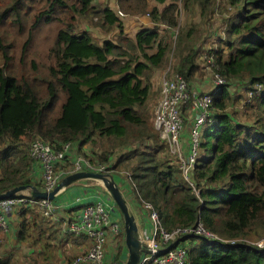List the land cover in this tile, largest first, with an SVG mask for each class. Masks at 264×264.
I'll return each mask as SVG.
<instances>
[{
  "label": "trees",
  "instance_id": "trees-1",
  "mask_svg": "<svg viewBox=\"0 0 264 264\" xmlns=\"http://www.w3.org/2000/svg\"><path fill=\"white\" fill-rule=\"evenodd\" d=\"M178 1L154 0L152 6L150 0H117L124 15L149 13L153 25L141 26L132 37L124 33L117 11L96 8V0H0V145L7 143L0 150V193L19 185L38 187L28 178L32 161L21 141L29 144L40 136L57 148L72 142L85 154L80 148L100 139L106 146L91 155L96 162L109 164L112 152L122 148L109 170L119 174L120 165L129 173L127 203L138 211L140 202L151 205L168 231L200 221L219 237L192 244L188 264H264V245L256 244L264 237V0H180L183 12L197 8L203 20L218 6L227 16L228 53L210 52L228 83L213 96V123L202 131L190 176L201 203L174 155L165 156L168 146L146 111L152 72L171 54L177 57L175 71L189 83L200 74L193 40L198 26L179 27ZM87 16L97 18L92 22L104 34L118 28V35L100 40L79 31L78 20ZM160 23L172 28L171 36ZM238 83L252 93L250 125L226 111L229 85ZM184 119L190 128L189 115ZM59 228L35 213L22 220L18 235L21 240L33 232L31 244L40 248L44 264L58 246L91 245L83 236H59ZM0 264L12 261L0 258Z\"/></svg>",
  "mask_w": 264,
  "mask_h": 264
},
{
  "label": "built area",
  "instance_id": "built-area-1",
  "mask_svg": "<svg viewBox=\"0 0 264 264\" xmlns=\"http://www.w3.org/2000/svg\"><path fill=\"white\" fill-rule=\"evenodd\" d=\"M178 4L179 11H181L180 0ZM117 14L120 17L124 16L120 11ZM146 16L149 17V13H146ZM159 25L163 29H170L164 24L160 23ZM205 58L208 63L206 67L211 68L213 72V90L211 92L193 90L189 82L175 71L177 61L175 59L174 63L166 65L162 71L158 102L152 118L153 129H156L160 137L164 139L169 151L176 158L178 168L193 186V193L196 195H198V190L190 176L193 175L200 156L202 131L207 124L213 122L214 94L228 83L225 77L218 72V65L213 53L208 51ZM256 88L261 89L260 86ZM246 93L250 99L252 93L250 91H246ZM184 111L191 118L186 149L183 147L182 136L185 129ZM77 149V145L72 142H65L60 148H57L55 144L40 136L35 137L29 143L27 153L32 161L31 171L38 169L40 174V187H37L39 190L49 193L56 188L61 179L77 172H95L107 177L112 176V171L109 170L111 165L96 162L91 159V155L79 153ZM119 174L129 182L128 172L122 171ZM85 180L97 179L85 178ZM113 180L116 183V180ZM101 194L94 202L83 204L76 217L70 221L59 214L63 204H58L50 198H37L31 194L30 190H22L11 196L0 198V231L7 233L9 223L15 217L23 220L28 219L32 213H38L50 224L60 223L62 235L83 236L91 241V245L75 257L73 264H118L115 260L109 259L107 238L110 236L112 240L119 241L118 235L123 232V224L121 221L112 219L111 213L115 204L109 194L103 195L102 192ZM197 198L201 203L199 195ZM72 200L81 203L82 197L75 196ZM139 205L140 209L145 212L152 228L150 235L140 239L145 251L137 264H188V248L192 244L198 243L201 238L219 239L215 233L205 229L200 221L193 227H177L168 231L160 225L157 214L151 205L143 202H140ZM193 238H196L197 241ZM256 244L262 247L264 241H258Z\"/></svg>",
  "mask_w": 264,
  "mask_h": 264
},
{
  "label": "rangeland",
  "instance_id": "rangeland-1",
  "mask_svg": "<svg viewBox=\"0 0 264 264\" xmlns=\"http://www.w3.org/2000/svg\"><path fill=\"white\" fill-rule=\"evenodd\" d=\"M218 3H220V0H218ZM183 10L184 9L181 5V11H179V23H178L179 27L181 29H184V28H189L191 26H194V27L198 26L197 30L194 31L193 40L195 42L196 49H198V57H197L196 61L199 65V68H201V69H200V74L196 75L194 78V81L189 83V84H190V86L192 83L196 84L195 85L196 88H199V86H202L203 92L212 91L213 90V72H212L211 68L206 67V65L208 63L206 61L205 55L208 51L209 52L215 51L217 49L223 50L222 51L223 53H226V54L228 53L227 45H225L226 37L224 34V31H225L224 19H227V16L221 15V13L219 12L220 11L219 6H218L217 10L210 12L208 17L205 20H203L201 18H195L194 19L193 15L198 14L197 8H193V11H195V13H193V12L189 13V18H184L185 14L188 15V13L183 12ZM227 15H229V14H227ZM96 19H97L96 17H93V19L91 20L88 16L84 17V19H79L78 20V27H77L78 30L79 31L80 30L81 31L87 30L96 36L99 35L100 40H102L105 37H110L112 39L115 38L114 37L115 34L113 36L112 35L109 36V34H106V35L103 34L101 36L100 35L101 31H100L99 27L95 26L92 22V21H95ZM86 24L88 26H86ZM93 28L96 32L93 31ZM210 32H211V34H210ZM170 36H171V34H170ZM208 39L213 40L214 43H209ZM172 56L177 58L174 54ZM200 57H202V59H200ZM0 62H2V61H0ZM172 63H174V61H167V63L162 67V71L166 65L172 64ZM162 71H161V73H159L160 75L162 74ZM205 86H209V87L205 89ZM231 86H232V88H230L231 99L227 100V102H226L227 103L226 111L236 121H238L240 123L241 122L246 123L249 125L252 124L253 120H254V115H255V108H254V102L250 101V99L247 96L246 86H243L239 83L235 84V85H231ZM191 88L193 89L192 86H191ZM197 91H199V90H197ZM154 98H155L154 99L155 102H154V100H152L148 104V107L146 108L148 121L151 125H152V118H153V113H154L155 107L153 108L151 115H150L149 110L153 106V102L154 103L157 102L158 95L156 93H155ZM183 115L186 119L188 118L187 112L184 111ZM150 117H151V119H150ZM187 126H189V124H187ZM155 131H157V130L155 129ZM161 140L164 143V139L161 138ZM2 145L3 144L0 145V150L2 148H4L7 145V143L3 146ZM105 146H106V142H104L100 139H97L95 144L94 143H88V146L86 147V149H87V151H90L89 155H93V153H99L101 150H103V148ZM20 147H21V149H23V151L25 149L27 152L29 144L25 140H23L20 142ZM121 149L122 148H117L112 152L111 156L109 157V159H110L109 165L114 164V162L116 161L115 159L117 158V156H119ZM164 153H165V156L167 158L169 155L172 154L169 151L168 147H167V151H166V149L164 150ZM132 162L134 164V161H131V164H132ZM115 170L122 173V171H120V170H122L120 165L116 166ZM123 171L126 172L125 170H123ZM112 173H113V171H112ZM61 180H60V182H61ZM98 181L100 183H102V181H100V180H98ZM85 182H87V183L92 182L91 186L94 185L95 187L99 188V186H97L95 184L96 183L95 180H86ZM106 194L108 195L107 191H106ZM125 194H126V192H125ZM131 204L132 203H130V205ZM132 209H133V212L135 213L136 210L134 209V206H132ZM1 234L2 233L0 232V257H4V258L5 257H11L10 260L12 261V264H27L28 262L32 263V261L39 262V263H47L43 259L42 254L37 253V254H34L32 256L27 254L28 250L30 249L29 246L31 245V242L34 239L33 238L34 237L33 232H32V234L24 235V238H22L21 240L19 239V235L17 234V232L13 233L14 234L13 239H15V243L18 242L19 240L22 243L18 248H17L15 243L14 244L10 243V245L8 247L4 248L2 245L1 239L5 240V238ZM17 235H18V237H17ZM112 241H113V245H118V243H119V241H117V240H112ZM196 241H197V239H196ZM250 241H252V239H250ZM258 241H264V237L258 239ZM51 249L52 248H50L48 254L45 253V255H51ZM85 249H86L85 245L78 246V244L74 245L71 243H69L65 246H58L57 249H55V253H53V255L50 257L49 263L50 264H72L74 258L78 254H80L82 251H84ZM63 253H65V254H63ZM63 255L65 256V258H63ZM63 261L65 263H62Z\"/></svg>",
  "mask_w": 264,
  "mask_h": 264
},
{
  "label": "crops",
  "instance_id": "crops-1",
  "mask_svg": "<svg viewBox=\"0 0 264 264\" xmlns=\"http://www.w3.org/2000/svg\"><path fill=\"white\" fill-rule=\"evenodd\" d=\"M151 5L154 6L156 5V3L154 2V0H150ZM94 5L96 6V8H104V7H110L113 11H117L118 12V6H117V0H96V2L94 3ZM194 19L195 18H201L198 14L193 15ZM123 31L125 34H128L130 36H134L135 33L137 32V30L141 27V26H148L153 24L151 22V20L149 19V17L146 16V14L144 16H129V15H124L123 17ZM184 18H189V13L188 15L185 14ZM186 22V21H185ZM195 23V22H194ZM86 26H88L86 24ZM93 31L96 32L93 28ZM101 31V30H100ZM171 35H172V29L167 30ZM119 30L118 28H115L110 34L111 35H118ZM104 33L101 31L100 35L102 36ZM164 31H160V36H164ZM106 35V34H104ZM97 37L99 38V35H97ZM104 39H108V37L103 38ZM209 43H214L213 40L208 39ZM175 57L172 56V54L169 56L168 61H175ZM162 68H157L154 69L152 72V75L150 77V82H151V88H150V96L147 102V107L148 104L154 100L155 98V93L158 95V89H159V83H160V78L161 75L159 73H161ZM198 75V74H197ZM196 84L192 83L191 86L193 87V90H199L201 92L202 91V86H199V88L195 87ZM235 85V84H234ZM209 86H205V89L208 88ZM230 86H229V91H230ZM211 92V91H210ZM155 102V100H154ZM153 102V106L150 108L149 112L150 115L152 113L153 108H156L157 102L154 103ZM156 104V105H155ZM155 110V109H154ZM151 119V117H150ZM188 132H189V126L186 125L182 136H183V147L186 149L187 148V138H188ZM185 137V138H184ZM88 146V144H85L83 147L80 148V151L84 152L85 154H89L90 151H87L86 147ZM120 155V153H119ZM28 178L32 181L38 184V187H40V174H39V170L35 169V171H30V173L28 174ZM113 179L116 180V183L118 184L119 189L121 190L122 193H124V191H128L126 189H128V187L130 186L129 182L126 179H123L122 175L115 173L112 176ZM85 179H80V180H76L72 183H70L69 185H67L66 187L61 188L58 191L57 196L54 198L55 202L58 204H63V207H61L59 214L65 216L69 221L73 220L76 215L79 213V207L82 206V204H86V203H90V202H94L95 199L99 198V194H101V192L104 194H106V190L104 188V186L98 181H96V185L99 186V188L91 186L92 182L87 183L85 182ZM119 184H121V186H119ZM101 188V189H100ZM99 195V196H98ZM102 195V194H101ZM75 196H79L82 197V202L78 203V202H74L72 199ZM106 196V195H105ZM130 203L133 204L132 201L128 202V206L130 211L135 214V220L138 226V238L139 240L141 239V237H147L148 235L151 234V223L148 222L146 215L144 214V211H138L137 209L136 212H133L132 206L130 205ZM115 208V207H114ZM112 210V219L115 221H122L121 220V214L119 212V210L117 209V207ZM140 212V213H139ZM35 213H32L30 215V217L27 220H31L32 219V215H34ZM38 214V213H36ZM39 215V214H38ZM44 219V218H43ZM22 219L21 218H14L12 221H10L9 223V231L7 233H3L1 232L3 235V237L5 238V240L1 239L2 245L3 247H8L10 245V243L14 244L15 243V239H13V233L17 232V234L20 232V225H21ZM58 235L60 236L61 232H60V228L58 230ZM62 235V234H61ZM18 237V235H17ZM74 238V237H72ZM81 239V238H80ZM79 239V242H80ZM34 240V239H33ZM119 241L120 244L118 245H113L112 243V238L110 237V240H108L107 242V252H108V256L109 259H113L115 260L118 264H125L127 257H128V251L127 248L125 246V242H124V234L122 236V233H120L119 236ZM32 243V242H31ZM53 245H56L57 242H51ZM17 248L22 244L20 242V240L18 242L15 243ZM71 244H76V242H72ZM58 245V244H57ZM82 245V244H81ZM78 245V246H81ZM65 246V245H63ZM30 249L28 250L27 254H29L30 256L34 255V254H41L40 252V248L38 246H33L32 244L29 246ZM57 249V248H56ZM45 253V252H44ZM65 254V253H63ZM43 255V253H42ZM75 257V256H74ZM0 258H4V257H0ZM11 258V257H10ZM63 258H65V256L63 255ZM75 259V258H74ZM74 261V260H73ZM34 261H32L33 263ZM30 262H28L27 264H29ZM39 263V262H37ZM62 263H65L64 261ZM31 264V263H30ZM42 264V263H39ZM44 264V263H43ZM73 264V262H72Z\"/></svg>",
  "mask_w": 264,
  "mask_h": 264
},
{
  "label": "water",
  "instance_id": "water-1",
  "mask_svg": "<svg viewBox=\"0 0 264 264\" xmlns=\"http://www.w3.org/2000/svg\"><path fill=\"white\" fill-rule=\"evenodd\" d=\"M85 178H94L102 181L105 190L107 191V193L109 194L121 214V220L124 229V242L128 251V257L125 264H137L140 260L142 253L145 250L142 247L141 241L138 238V226L135 220V216L130 211L127 200L124 198L123 193L113 180L112 176L107 177L101 173L95 172H77L63 178L61 182L56 186V188L50 191L49 193L41 191L33 185H19L13 187L12 189L4 193H0V198L11 196L22 190H30L31 194L37 198L54 199V195L59 189L66 187L67 185L76 180Z\"/></svg>",
  "mask_w": 264,
  "mask_h": 264
},
{
  "label": "clouds",
  "instance_id": "clouds-1",
  "mask_svg": "<svg viewBox=\"0 0 264 264\" xmlns=\"http://www.w3.org/2000/svg\"><path fill=\"white\" fill-rule=\"evenodd\" d=\"M230 87H231V85H230ZM212 123H213V122H212ZM212 123H211V124H212ZM59 190H60V189H59ZM121 222H122V221H121ZM122 224H123V223H122ZM123 234H124V229H123V232H122V236H123ZM193 239H195V238H193Z\"/></svg>",
  "mask_w": 264,
  "mask_h": 264
}]
</instances>
